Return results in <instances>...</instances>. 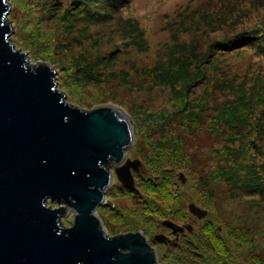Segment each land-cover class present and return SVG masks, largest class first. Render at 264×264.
<instances>
[{
    "label": "rangeland",
    "instance_id": "374dc122",
    "mask_svg": "<svg viewBox=\"0 0 264 264\" xmlns=\"http://www.w3.org/2000/svg\"><path fill=\"white\" fill-rule=\"evenodd\" d=\"M9 1L12 43L27 53L29 65L52 66L57 87L69 103L86 110L113 104L130 115L134 142L126 156L142 161L140 172L134 174L141 194L114 180L106 199L114 202L115 213L106 206L97 211L108 235L147 231L145 235L157 250V264H264V196L260 198L254 184L241 186H251V190L234 188L226 182L229 175L224 171L230 162L250 158L241 170L242 177L250 183L254 174L264 176V98L250 117L252 122H261L260 132L254 122L251 127L236 128L241 133L234 139L223 120L211 121L235 98L232 91L220 87L223 82L234 86L239 75L248 94L252 90L264 94V0L247 4L249 16L239 24L226 23V16L239 9L234 0H125L124 5L119 1L121 7L113 15L103 3L104 23L96 18L98 22L92 24L84 8L91 0ZM92 6L91 11L100 10L99 4ZM127 18L135 19L144 33L123 26L126 22L121 19ZM257 24L260 27H255L253 35L259 41L205 57L209 45L219 42L222 46L226 36ZM67 25H71L70 32ZM196 43L200 56L198 60L194 56V62L189 58V68L193 73L202 71L206 80L192 88L191 97L204 101L202 113L186 126L178 118L170 121L167 130L180 136L187 159L157 172L150 162L154 146L164 135L147 119L157 115L173 95L170 88L158 86L156 71L169 63L184 64L191 54L188 47ZM160 145L168 147L164 142ZM219 169L221 175H215ZM180 173L186 178L184 185ZM191 203L208 210V216L194 218ZM165 218L191 223L194 230L180 234L168 249L160 248L151 236L160 230L168 233L161 225Z\"/></svg>",
    "mask_w": 264,
    "mask_h": 264
},
{
    "label": "water",
    "instance_id": "95a60500",
    "mask_svg": "<svg viewBox=\"0 0 264 264\" xmlns=\"http://www.w3.org/2000/svg\"><path fill=\"white\" fill-rule=\"evenodd\" d=\"M10 10L0 0V264H157L141 232L110 237L97 215L111 165L140 193L132 169L142 161H125L130 115L113 104L69 103L52 66L29 65L12 43Z\"/></svg>",
    "mask_w": 264,
    "mask_h": 264
},
{
    "label": "trees",
    "instance_id": "16d2710c",
    "mask_svg": "<svg viewBox=\"0 0 264 264\" xmlns=\"http://www.w3.org/2000/svg\"><path fill=\"white\" fill-rule=\"evenodd\" d=\"M92 2H88L85 5V10L88 14V22L92 24L91 22L95 23L100 20V23H104V15L101 10H102V5L103 3L106 4V11L109 14L115 13L120 7H119V1H121L122 5H124L125 0H91ZM246 2V3H245ZM92 3H97L99 4L100 10L96 7L94 8V11H91ZM259 4L261 3V0H234L235 6H237L239 9H234L232 13H229L228 16H226V20L228 23L229 20H233L232 24H239L245 22L249 16V9L246 7L247 4ZM107 5L109 6L107 8ZM94 12H97L96 17H94ZM121 16H124L123 12L120 14ZM127 17V16H126ZM244 17L243 20H234V19H239ZM71 19L66 21H70ZM108 21V20H107ZM105 21V23H107ZM121 21L126 22L123 26H127L129 28H132L138 32L144 33V31L139 27L138 22L135 19L127 18V19H121ZM73 21L71 20V24ZM196 24H202L206 26H210L211 22H206L205 24L198 21ZM69 27V32H70V26ZM255 27L259 28V24H257L254 27H244L241 29H238L237 34L233 35H228L226 36V39H224V45L218 46L219 42H214L213 45H209L207 53H205V57H214L213 55H216L217 52L219 53H226L227 51L230 50H238L246 45L251 44L250 42L252 41H259L260 37L253 35V32L255 31ZM247 28V29H246ZM262 35L264 36V31L262 32ZM261 36V37H263ZM225 38V37H224ZM197 43L192 44L188 48L190 51L188 53L190 54V57L185 59V63H174V64H168L167 66H164L163 68H157L158 71H156V76L159 75L160 79L158 86H162L163 89L165 87L170 88L172 99L171 101H168L167 104L163 107V109H160V112L153 116L152 113H149V115H152L148 117L147 120L150 119L151 124L163 131V138L158 145L154 146V153L152 154V159H151V165L154 167L153 169L157 172L167 168L168 166H173L176 167L177 163L176 160H178V164H182L185 162L187 159V154L183 151V144H182V139L180 136L177 134H173L171 131L167 130L169 127L170 121H177V118L179 119L180 125L181 123L183 126H186L192 122L197 121L200 118L201 111L203 109L202 103L204 101H201V98H198L197 100L194 101V98L191 97V95L194 93V88L195 86H199L201 80L204 81L206 80L205 76H202L203 73H193L192 69L189 68L191 66V62L189 61V58L195 60V57L199 58L200 52L197 53ZM186 49L184 50V52ZM224 51V52H223ZM195 56V57H194ZM204 59H201L199 63L201 64L204 62ZM194 62V61H193ZM195 68V67H194ZM199 68V67H198ZM83 76L88 77L87 71H83ZM238 80L239 82H236V85L232 86L229 84H226L223 82V84L220 86L221 88H224L226 91L230 90L232 91L233 95H235L234 100L230 101L229 104L225 107L224 106V111L222 113H218L220 117H215L214 119H211V121L215 122L216 119L223 120L224 124H226L230 131L234 134V139L236 136H240L241 131L235 130L236 128L240 126H249L251 127L252 124L255 122L256 126L261 128L260 131H262V126L261 122L259 120L252 122L250 120V117L254 114V112L257 109V104H259L262 101V98H264V94H262L260 91H253L248 94V90L245 88L247 84H245L244 80L240 79V76L238 75ZM259 82V80L257 81ZM224 85V86H223ZM229 85V86H228ZM258 86V84H257ZM256 86V87H257ZM161 90V88L159 87ZM170 100V99H169ZM172 119V120H170ZM146 120V121H147ZM220 122V121H218ZM242 139L246 140L245 135L242 133ZM162 142L166 143L168 147H164L163 145H160ZM233 142V140H232ZM231 152L234 153V148H230ZM244 151V148L239 150V152ZM238 152V153H239ZM250 158H244V161L238 159L234 162H230V166L226 167L224 169L225 174L229 175L226 178V182L229 184L234 185V188L239 189V190H251V186L247 187H241L242 185H252L254 184L258 191L261 194L260 198H263L264 196V176L261 174L255 175L252 177L253 179L250 181V183L247 181L246 178L242 177L241 170L244 167V164L249 161ZM222 169L216 170L215 175L220 174ZM254 171V169H253ZM169 172V171H165ZM181 174V173H180ZM180 174H179V181L184 185L186 183H183L180 179ZM158 180V179H157ZM138 187V186H137ZM141 194V189L138 187ZM232 236L235 235L234 231L232 230L231 232ZM242 239V238H241ZM168 249V248H166Z\"/></svg>",
    "mask_w": 264,
    "mask_h": 264
},
{
    "label": "flooded vegetation",
    "instance_id": "af4514ba",
    "mask_svg": "<svg viewBox=\"0 0 264 264\" xmlns=\"http://www.w3.org/2000/svg\"><path fill=\"white\" fill-rule=\"evenodd\" d=\"M128 158H130V157H127L126 156V158H125V161L128 159ZM130 159H132V160H134V159H136V158H130ZM124 161V162H125ZM124 162L121 164V165H123L124 164ZM121 165H119V166H121ZM142 164H141V166L139 167V169L138 170H135V169H132V171H133V174H135V173H137V172H140V170H141V168H142ZM110 169L113 171V174H114V180L117 178L118 179V177H117V175H116V173H115V169H116V166H115V164L114 165H111L110 166ZM114 180H113V182H114ZM119 181V180H118ZM112 182V183H113ZM120 182V181H119ZM122 184V183H121ZM112 185V184H111ZM123 185V184H122ZM126 187V186H125ZM110 188V187H109ZM108 188V189H109ZM126 188H128V187H126ZM107 189V190H108ZM129 189V188H128ZM134 192V191H133ZM106 193H107V191H106ZM108 202H111L112 204H109ZM52 203H54V202H52ZM65 206V205H64ZM103 206H106V207H108L110 210H112V214H114L115 212H114V209L113 208H115V205H114V202L112 201V200H108V199H106L105 198V201H104V203H102L101 205H100V207H103ZM99 207V208H100ZM98 208V209H99ZM98 211V210H97ZM189 211H190V213L194 216V218H198V219H205L207 216H208V210H206V209H204V208H202V207H199V206H195V205H193V203H191V205H189ZM97 215H98V213H97ZM116 215H117V213H116ZM99 216V215H98ZM99 218H100V220H101V223H102V219H101V217L99 216ZM161 225H163L164 226V228L168 231V233H165V232H163L162 230H160V231H158V233H154L152 236H151V241L154 243V244H156V246H159L160 248H168L171 244H173L174 243V239H177V238H179V236H180V234H182V233H184L186 230H188V231H193L194 230V227H192L191 229H189L188 228V226L189 225H191V223H185V222H182V224L181 223H179V222H176V221H174V220H171V219H166L165 218V220H163V222L161 223ZM102 226H103V223H102ZM193 226V225H192ZM136 232H141L142 234H143V236H145L147 239H148V241H149V243L151 244V242H150V238L149 237H147L146 235H145V233L144 232H146L147 233V231H144V232H142V231H136ZM136 232H127V233H136ZM127 233H120V234H118V235H114V236H110V237H115V236H119V235H121V234H127ZM148 234V233H147ZM109 236V235H108ZM151 246H152V244H151ZM153 247V246H152ZM154 248H156V247H154Z\"/></svg>",
    "mask_w": 264,
    "mask_h": 264
},
{
    "label": "bare ground",
    "instance_id": "6f19581e",
    "mask_svg": "<svg viewBox=\"0 0 264 264\" xmlns=\"http://www.w3.org/2000/svg\"><path fill=\"white\" fill-rule=\"evenodd\" d=\"M121 183V182H120ZM131 190V189H130Z\"/></svg>",
    "mask_w": 264,
    "mask_h": 264
}]
</instances>
